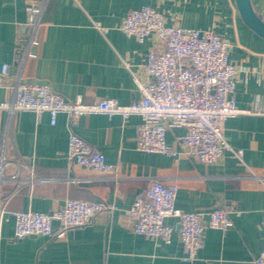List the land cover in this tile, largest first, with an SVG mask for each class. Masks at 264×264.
I'll use <instances>...</instances> for the list:
<instances>
[{"label":"crops","instance_id":"1","mask_svg":"<svg viewBox=\"0 0 264 264\" xmlns=\"http://www.w3.org/2000/svg\"><path fill=\"white\" fill-rule=\"evenodd\" d=\"M44 4L34 55L24 56L30 29L27 7ZM264 20V0H250ZM148 5L160 11L166 25L212 29L230 44L236 66L234 97L241 109H264V38L242 20L235 0H0V103L11 104L17 80H39L68 100L83 102L113 98L128 104L140 98L139 82L151 78L142 68L156 44L153 35L142 41L120 29L130 9ZM98 24V25H97ZM137 114H86L72 121L60 113L55 124L43 112L0 108V145L7 155L27 158L36 179L14 192L9 211L49 212L67 198L114 204L112 212L95 214L84 225L61 237H13L14 218L2 217L0 264H256L264 249V115L240 113L223 122L229 145L242 148L241 158L226 150L220 161L206 164L182 154L178 136L183 127L166 131L175 154L136 148ZM73 131L100 151L115 170L103 174L67 157ZM12 170V167L9 168ZM151 179L177 185L175 207L207 211L219 205L229 212L228 229L205 228L193 262L185 250L174 218L169 242L133 232L126 210ZM6 184L3 191L14 189ZM56 229L58 222L52 221Z\"/></svg>","mask_w":264,"mask_h":264},{"label":"built area","instance_id":"2","mask_svg":"<svg viewBox=\"0 0 264 264\" xmlns=\"http://www.w3.org/2000/svg\"><path fill=\"white\" fill-rule=\"evenodd\" d=\"M43 8L44 4L40 1L27 7L30 34L23 50L24 56L35 54L31 47L38 44L37 33ZM120 29L138 41L149 35L156 40L142 63L143 70L151 79L138 83L141 93L138 100L128 104H120L113 98L93 102H83L80 98L68 100L52 91L45 82L18 79L13 102H2L0 108L32 111L38 116L47 112L51 124H55L60 113L66 114L72 121L94 113L119 115L124 119L137 114L141 122L136 128L135 141L140 151L175 154L166 143V131L171 127H183L184 132L178 136V142L185 156L214 164L228 150L241 158L243 150L229 145L223 122L240 113L264 115V109L251 111L237 106L234 97L237 69L229 59V42L210 28L166 25L163 14L148 5L128 10L121 20ZM6 69L4 64L0 74L5 75ZM6 153V143L3 142L0 145V224L3 215L13 216L14 238L40 235L58 238L67 229L86 224L95 214L116 209L114 204L103 201L67 198L60 207L49 212L6 210L5 205L14 192L36 179L27 158L19 154L8 156ZM67 157L103 174L115 170L100 151L73 131L68 134ZM6 184L14 185V189L4 192ZM176 191L175 184L151 179L135 196L126 214L133 232L164 242L171 240L174 231V226L166 224L165 220L174 218L185 250L183 260L193 262L202 245L204 229H228L232 226L229 212L239 211L223 205L207 211H184L175 207ZM53 220L58 222L56 229L52 227ZM262 227L264 230V222ZM255 262L264 264V249Z\"/></svg>","mask_w":264,"mask_h":264},{"label":"water","instance_id":"3","mask_svg":"<svg viewBox=\"0 0 264 264\" xmlns=\"http://www.w3.org/2000/svg\"><path fill=\"white\" fill-rule=\"evenodd\" d=\"M238 12L244 23L256 34L264 38V20L254 11L250 0H235Z\"/></svg>","mask_w":264,"mask_h":264}]
</instances>
